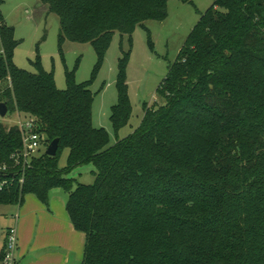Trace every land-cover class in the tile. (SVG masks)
I'll return each instance as SVG.
<instances>
[{
  "label": "trees",
  "instance_id": "16d2710c",
  "mask_svg": "<svg viewBox=\"0 0 264 264\" xmlns=\"http://www.w3.org/2000/svg\"><path fill=\"white\" fill-rule=\"evenodd\" d=\"M40 1L59 16L61 54L66 42L93 46V76L114 36L128 37L111 117L118 132L132 113L125 70L133 32L164 21L170 0ZM4 3L0 103L34 118L48 144L58 138L60 146L23 168L11 158L22 149L19 127L0 125V164L9 167L0 205H21L28 194L48 204L51 191L64 189L67 214L86 238L82 264H264V0H216L201 14L157 89L165 104L144 105L140 127L110 147L92 123L89 82L67 72L61 91L39 57L36 73L15 65ZM89 163L94 182L75 187L67 174Z\"/></svg>",
  "mask_w": 264,
  "mask_h": 264
},
{
  "label": "rangeland",
  "instance_id": "374dc122",
  "mask_svg": "<svg viewBox=\"0 0 264 264\" xmlns=\"http://www.w3.org/2000/svg\"><path fill=\"white\" fill-rule=\"evenodd\" d=\"M216 0H193V3H183L181 0L168 2V16L162 21L148 20L143 26L136 27L132 35V51L126 66V85L132 113L129 123L115 131L111 117L113 108L118 103L119 93L117 83L120 72L121 41L124 50L129 49L128 37L121 38L117 33L110 43L100 69L94 75L98 64L92 45L66 42L61 54L58 43L60 33L59 16L49 12L48 6L40 0H5L1 13L6 23L15 31L18 42L14 52L13 62L21 69L36 73L34 65L40 58L42 68L55 77L56 86L64 91L67 88V72H73L78 84L90 83L94 95L92 104V123L97 129H105L110 138L107 147L114 146L120 139L133 134L142 124L145 106L148 109L161 107L166 100L157 94L159 86L164 82L171 65H173L185 45V41L195 29V25ZM2 47L0 45V53ZM21 121L27 119L20 118ZM19 114L9 113L7 117L0 116V125L7 131L18 126ZM47 146L48 140H47ZM46 146V148H47ZM46 150L37 155V159ZM68 151L60 153L59 168L68 167ZM95 167L92 163L78 166L67 174L74 180V186L82 184L90 186L95 180ZM67 192L56 189L50 192ZM8 207L0 205V250L3 245V232L9 222V215L4 213ZM12 210V209H11ZM7 215V216H6ZM1 252V251H0Z\"/></svg>",
  "mask_w": 264,
  "mask_h": 264
},
{
  "label": "crops",
  "instance_id": "0c3cea01",
  "mask_svg": "<svg viewBox=\"0 0 264 264\" xmlns=\"http://www.w3.org/2000/svg\"><path fill=\"white\" fill-rule=\"evenodd\" d=\"M67 200L68 194L53 193L45 204L28 194L21 205H3L11 219L3 235L14 227L19 236L16 264H82L86 238L74 229Z\"/></svg>",
  "mask_w": 264,
  "mask_h": 264
},
{
  "label": "built area",
  "instance_id": "2783aa9c",
  "mask_svg": "<svg viewBox=\"0 0 264 264\" xmlns=\"http://www.w3.org/2000/svg\"><path fill=\"white\" fill-rule=\"evenodd\" d=\"M17 125L23 141L22 149L13 153L11 158L15 165H21L23 168L27 169V167L31 166L32 160L35 159L42 150H47V141L45 140V137L39 133V125H37V121L34 118H27L25 121H21L20 119V122ZM8 171L9 167L7 164H0V174L4 176ZM3 176H0V190H3L8 184L7 180L3 179ZM23 181L24 179L22 178L20 183H23ZM5 235V243L2 249L3 252L0 258V264H16L19 240L17 229L13 227L12 229L7 230Z\"/></svg>",
  "mask_w": 264,
  "mask_h": 264
},
{
  "label": "water",
  "instance_id": "95a60500",
  "mask_svg": "<svg viewBox=\"0 0 264 264\" xmlns=\"http://www.w3.org/2000/svg\"><path fill=\"white\" fill-rule=\"evenodd\" d=\"M8 114H9V110L7 108V105L5 103H0V116L2 118H5L7 117ZM59 146H60V140L57 138L48 146L45 154L50 157H56ZM0 176L3 175L0 174Z\"/></svg>",
  "mask_w": 264,
  "mask_h": 264
}]
</instances>
